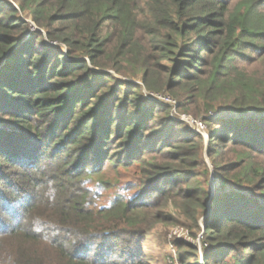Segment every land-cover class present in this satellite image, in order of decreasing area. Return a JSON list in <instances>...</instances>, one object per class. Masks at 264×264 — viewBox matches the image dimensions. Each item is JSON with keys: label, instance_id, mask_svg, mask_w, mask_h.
<instances>
[{"label": "trees", "instance_id": "trees-1", "mask_svg": "<svg viewBox=\"0 0 264 264\" xmlns=\"http://www.w3.org/2000/svg\"><path fill=\"white\" fill-rule=\"evenodd\" d=\"M14 1L0 0V264H147L151 227L198 229L208 199L203 264H264V0ZM107 70L200 118L212 193L204 137ZM132 165L134 194L98 204L92 175Z\"/></svg>", "mask_w": 264, "mask_h": 264}, {"label": "rangeland", "instance_id": "rangeland-1", "mask_svg": "<svg viewBox=\"0 0 264 264\" xmlns=\"http://www.w3.org/2000/svg\"><path fill=\"white\" fill-rule=\"evenodd\" d=\"M13 5H16L14 0H8ZM20 15L25 17L24 13L21 12ZM33 27L34 24H32ZM36 28V27H35ZM61 49L66 50V47L62 44ZM115 78L119 80H127L135 82L141 85V94L146 101L155 102L158 104H164L170 106L171 117L174 120L184 122L188 129L193 130L196 133L201 134L204 137V146H203V161L206 164L208 170V184L210 192L215 188L213 183L212 176V167L207 156L209 133L206 131L204 124L200 118H193L190 115L180 113L177 109V100L169 97V95L156 94L148 92L144 86L141 84L140 78L132 79L126 78L122 75H119L113 71L107 70ZM201 122V124H200ZM138 179V170L135 165H132L128 168L118 166L117 168L113 167H104L102 172L98 174H93L92 178L89 179L88 185L93 189L97 190L101 194V199L98 204H109L112 201L116 194H125L127 196L133 195L134 191L137 189L136 181ZM102 181H105L107 184H103ZM209 185V186H208ZM207 213L205 216H201L198 220V229L196 227L192 228L191 223L186 220L184 217L179 216L176 221L172 223H157L151 227L149 234L146 236L143 246V256L147 264H177L173 258H176L177 251L174 249V241L180 240L185 243L194 245L198 249V256L200 258V263L202 262V247H203V229H204V220L209 215L211 210V200L208 199L206 202ZM189 261H192L190 258Z\"/></svg>", "mask_w": 264, "mask_h": 264}, {"label": "built area", "instance_id": "built-area-1", "mask_svg": "<svg viewBox=\"0 0 264 264\" xmlns=\"http://www.w3.org/2000/svg\"><path fill=\"white\" fill-rule=\"evenodd\" d=\"M200 124H201V122H200ZM202 125V124H201Z\"/></svg>", "mask_w": 264, "mask_h": 264}]
</instances>
